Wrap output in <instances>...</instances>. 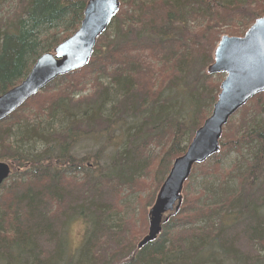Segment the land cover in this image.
Wrapping results in <instances>:
<instances>
[{
	"label": "trees",
	"instance_id": "16d2710c",
	"mask_svg": "<svg viewBox=\"0 0 264 264\" xmlns=\"http://www.w3.org/2000/svg\"><path fill=\"white\" fill-rule=\"evenodd\" d=\"M6 1L0 0V10L10 5L0 13V95L19 84L40 55L77 30L88 0ZM119 1L120 11L97 41L89 67L58 78L0 122V162L11 168L0 188V264L243 262L237 235L230 234L237 226L244 242L260 245L264 264L260 117L245 124L249 132L239 134L243 128L231 137L225 131L221 140L222 151L240 154L245 148L250 159L234 165L233 173L221 169L222 155L195 167L180 211L153 243L137 250L146 227L128 231L129 215L121 212L128 195H136L139 212L152 205L172 162L210 115L219 83L202 72L220 36L241 37L264 16L263 0ZM130 34L138 40L132 47ZM147 58L173 73L163 85L158 80L156 89L141 90V76L151 70ZM196 64L198 71L192 69ZM82 92L89 93L79 96ZM263 99L260 94L250 102L258 105ZM100 121L108 138L123 140L118 146L113 142L102 165L100 152L83 158L73 152L81 141L97 142L101 134L94 125ZM152 144L159 148L156 156L146 151ZM197 172L206 181L217 176L222 184L192 192ZM231 179L234 187L227 185ZM140 192L145 198L137 197ZM72 220L84 225L76 255L67 254L64 238Z\"/></svg>",
	"mask_w": 264,
	"mask_h": 264
},
{
	"label": "water",
	"instance_id": "95a60500",
	"mask_svg": "<svg viewBox=\"0 0 264 264\" xmlns=\"http://www.w3.org/2000/svg\"><path fill=\"white\" fill-rule=\"evenodd\" d=\"M118 9V0H89L79 30L52 52L39 57L20 85L0 96V121L55 78L86 66L96 39L106 30ZM206 73L227 76L220 85L211 115L195 132L184 154L174 160L159 188L148 211L147 235L139 242L138 250L155 240L161 231L163 215L172 212L175 205V212L178 211L183 187L193 166L219 153L222 130L230 117L255 95L264 93V17L256 20L242 38L221 37L213 52V64ZM8 175V166L0 163V185Z\"/></svg>",
	"mask_w": 264,
	"mask_h": 264
},
{
	"label": "rangeland",
	"instance_id": "374dc122",
	"mask_svg": "<svg viewBox=\"0 0 264 264\" xmlns=\"http://www.w3.org/2000/svg\"><path fill=\"white\" fill-rule=\"evenodd\" d=\"M10 2V0H7ZM6 1V2H7ZM14 1V0H12ZM264 4V0L261 2ZM10 6L8 3L5 7L1 8L0 13L2 15V12H7V8ZM195 27L194 24H192V27ZM193 27V28H194ZM196 29V27H195ZM151 64L149 59L147 58L146 60ZM199 64V63H198ZM196 64L193 66L192 69L194 71H198L199 66ZM171 73H173V69L170 66H162V65H153L151 64V70L148 71L146 74L141 76V81H140V89L141 90H150V89H156L159 85L157 84L158 80H162L161 85H163L164 78L166 76H169ZM205 75V69L202 72ZM199 79H201V75L199 74ZM224 78V75H215L212 77L215 81H218L220 83ZM154 79V80H153ZM78 79L74 80V84L77 85ZM191 86V84H190ZM89 92H82L79 94V96H85ZM54 95V94H53ZM53 99V98H52ZM42 101V99H41ZM264 99L262 103H259L258 105H255L254 103L249 102L245 107H243L237 114H235L231 119H230V124L229 126H226L224 132L226 131V134L231 133V137L238 133L241 129H243L239 134L242 133H247L249 132V127H245L246 123L254 119V118H262L264 119ZM35 108L31 107V112H34ZM211 112V110H210ZM96 131H99L100 137L97 140V142L86 140V141H81L78 145L76 146L75 149L73 150L75 156L77 158H83L86 156L92 157L94 154H98L100 152L99 160L101 165L104 163V161L109 160V153L112 151V144L117 142V146L119 144H123V140L121 139L120 135L118 136H113L112 138H108L109 134L108 132L106 133L104 130L106 128V124L103 121H100L96 125H94ZM228 127V128H227ZM107 129V128H106ZM227 129V130H226ZM119 134V133H117ZM117 137V138H116ZM116 139V140H115ZM92 140V139H91ZM230 140V137H226L223 143H226ZM222 143V144H223ZM115 146V145H114ZM159 148L156 146L149 145L148 148L146 149L148 154H153V156L157 155V151ZM229 151V152H228ZM226 152V154H225ZM248 153V154H247ZM225 154V156H224ZM249 152L245 151V148L240 151V154H237L231 150L225 149L224 151H221L219 154L220 156L222 155L223 158L220 161V166L223 171H228V173H233L234 171L232 170V167L234 165H237V163L241 164L242 159H250L249 158ZM214 160L210 162V164H213ZM199 172V171H198ZM198 172L194 174V176L191 179L190 182V188L192 192H198L201 190V187H209L208 185H213L216 186L218 184H222V181L217 178V176L212 175L213 178H211L209 181H206L202 179L201 176H197ZM66 177L67 175L64 174ZM68 179V178H67ZM70 180V179H68ZM214 180V181H213ZM72 181V180H71ZM260 181L264 185V173L261 172L260 174ZM204 183V184H203ZM80 184V183H79ZM151 181H147L146 185H151ZM207 184V185H205ZM224 184V183H223ZM78 185V184H77ZM227 185L229 187H234L236 185V180L231 179L227 181ZM79 187V186H76ZM263 187V186H262ZM71 189V188H69ZM264 190V187H263ZM189 191V189H188ZM146 192H140L137 194V197L140 196L141 198H145ZM155 198V197H154ZM202 203H208V201H204V198ZM138 201L136 200V195H128L127 198L124 199L123 202V207L122 211L125 215H129L128 221L127 222V229L128 231H138L146 227V233L148 231V219H147V213L150 209L147 208L145 210H141L139 212V206L137 207ZM142 203V202H141ZM124 215V216H125ZM264 216V215H263ZM227 223L228 220L226 219ZM139 227V228H138ZM137 228V229H136ZM235 231L232 230L230 233L232 235H237L238 239V244L236 245L239 252L242 253L244 256L241 259L243 262H238L231 260L230 262L226 264H260L259 260L262 259V252L259 251V246L258 245H250V243H246L243 240V230L242 226H237ZM64 238L66 239V245H67V254H74L76 255V251L81 247L82 241H83V235H84V225L83 222H79L78 220H72L68 226L64 230ZM146 233L142 236V238L146 235ZM141 238V239H142ZM250 258V259H249ZM249 259V260H248Z\"/></svg>",
	"mask_w": 264,
	"mask_h": 264
},
{
	"label": "bare ground",
	"instance_id": "6f19581e",
	"mask_svg": "<svg viewBox=\"0 0 264 264\" xmlns=\"http://www.w3.org/2000/svg\"><path fill=\"white\" fill-rule=\"evenodd\" d=\"M87 4V3H86ZM86 4H85V7H84V10H85V8H86ZM84 10H83V13H84ZM83 13H82V19H81V21H80V23L82 22V20H83ZM129 41H130V43H131V47H132V45L133 44H135L138 40L136 39V35L135 34H130L129 35ZM130 47V46H129ZM43 55V54H42ZM41 56V55H40ZM39 56V57H40ZM38 57V58H39ZM38 58L35 60V62L33 63V65L31 66V68L34 66V64L36 63V61L38 60ZM13 88V87H12ZM185 151H186V149H185ZM184 151V152H185ZM221 151H222V149H221V146H220V151H219V153L218 154H215V155H213L212 157H210L209 159H207L204 163H202V164H199V165H194L193 166V168H192V171H193V169L195 168V167H198V166H201V165H204V164H206L207 162H209V161H211L212 160V158L213 157H215V156H218L220 153H221ZM184 154V153H183ZM182 154V155H183ZM192 171H191V174H192ZM191 174H190V176H191ZM190 176H189V178H190ZM188 178V179H189ZM204 184V183H203ZM202 188V187H201ZM199 192V191H198ZM140 242V241H139ZM139 242L137 243V245H136V247L138 246V244H139ZM147 246V245H146ZM145 246V247H146ZM144 248V247H143ZM141 250V249H140Z\"/></svg>",
	"mask_w": 264,
	"mask_h": 264
}]
</instances>
